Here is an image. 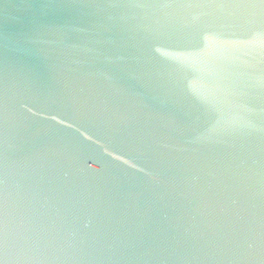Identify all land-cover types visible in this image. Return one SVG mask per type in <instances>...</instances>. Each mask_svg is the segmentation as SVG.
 Listing matches in <instances>:
<instances>
[{
    "label": "water",
    "instance_id": "water-1",
    "mask_svg": "<svg viewBox=\"0 0 264 264\" xmlns=\"http://www.w3.org/2000/svg\"><path fill=\"white\" fill-rule=\"evenodd\" d=\"M0 264H264V0H0Z\"/></svg>",
    "mask_w": 264,
    "mask_h": 264
}]
</instances>
